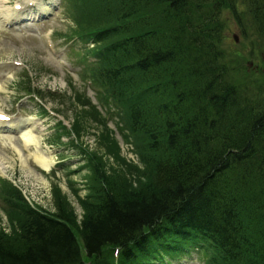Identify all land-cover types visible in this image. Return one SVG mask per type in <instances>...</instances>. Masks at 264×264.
I'll return each mask as SVG.
<instances>
[{"label":"trees","instance_id":"16d2710c","mask_svg":"<svg viewBox=\"0 0 264 264\" xmlns=\"http://www.w3.org/2000/svg\"><path fill=\"white\" fill-rule=\"evenodd\" d=\"M71 1L90 27L79 40L98 45L88 54L94 80L137 138L145 181L131 188L90 153L79 217L61 191L53 212L5 180L0 203L19 218L0 229V264H131L186 236L213 249L211 264H264V104L231 83L219 54L235 0H91L92 10ZM243 3L264 52V0ZM167 212L174 223L148 227Z\"/></svg>","mask_w":264,"mask_h":264},{"label":"rangeland","instance_id":"374dc122","mask_svg":"<svg viewBox=\"0 0 264 264\" xmlns=\"http://www.w3.org/2000/svg\"><path fill=\"white\" fill-rule=\"evenodd\" d=\"M17 1L19 0H0V9L5 3L15 4ZM86 1L88 9L92 10L91 0ZM242 1L235 0L234 11L237 12V18L230 10L222 13L224 25L219 54L229 67L231 83L242 89L243 94L253 102L256 97L264 104V64L261 62L262 53L258 50L261 44L249 19L250 14L246 8L241 10V6H245L244 3L241 4ZM88 26V22L77 20L75 11L70 12L63 6L58 15L46 25V31L41 34V38L0 27V65L7 67V73L1 76L7 78L0 79V112L15 113L20 111L19 106L25 112H17L14 115L16 118L25 117L32 112L31 116L39 121L40 129H36V135L40 142V151L53 163L50 170H44L30 156V152L36 151V147L30 146L29 150L18 135H4L0 138L8 139H5L7 146L0 142V158H5L3 165L0 164V174L18 185L29 201L53 212L55 191H61L79 217L83 210L72 190L78 189L82 195L87 190L88 177L92 174L91 164L87 159L90 153L105 162L106 171L126 175L131 188L140 187L145 181L141 178L142 164L136 156L133 141L124 128V119L119 115V110L108 100L104 91L93 85V67L86 69L87 64L81 62L84 56L82 48L72 47L73 41H65L66 37L90 28ZM55 35L57 40L51 37ZM235 36L238 37V43ZM253 51L256 52L254 55ZM254 65L258 66V71L253 69ZM24 69L28 72L34 88L41 89L46 96L40 102L50 111L49 115L44 116L39 110H35L34 103H26L27 99L17 103L16 82ZM42 117L44 122L47 119L51 122L43 125ZM52 118L64 121L68 128L81 133L78 142L84 154H80L79 148H73L70 138H64L63 145H52L50 138L56 133L52 129ZM9 138L14 139L16 148L9 143ZM16 149L22 150L26 162L21 160ZM18 218L19 215L10 214L0 207L1 230L10 233ZM242 223L244 227L250 225L247 218H243ZM246 234L251 245L255 237L251 230H246Z\"/></svg>","mask_w":264,"mask_h":264},{"label":"bare ground","instance_id":"6f19581e","mask_svg":"<svg viewBox=\"0 0 264 264\" xmlns=\"http://www.w3.org/2000/svg\"><path fill=\"white\" fill-rule=\"evenodd\" d=\"M17 12H18V10H14V7H8L7 8V12L3 11L2 14H0V18H2L4 21L8 22V21L11 20V15H13L14 13H17ZM259 52H261L262 55H263V56L261 55V57H262L261 62L264 64V52H263V48L262 47L259 48ZM254 53H256V52L253 51L252 52V55H254ZM253 69H255V71H258L259 70V68H258L257 65H254ZM34 126L31 127V128H29L23 134V140H24L25 146L29 150L31 149L30 146L36 147V151L30 152V155L33 156V158L35 159V161L38 163L39 166H41L45 170H49L50 167H51V163L52 162L48 159V157H46L40 151V142H39V139H38V137L33 132L34 131L33 130L34 129ZM14 142L15 141H14L13 138L9 140V143L16 148V145L14 144ZM16 150L18 151V153L20 155V158H22L21 160L24 161V158L22 156L23 155L22 150L21 149H16ZM4 159L3 158H0V164L2 163V165H3V162H5ZM24 162H26V161H24ZM26 168H28V167H26ZM206 198H207L206 200L209 202V210L207 209V211L205 213H207V215H208L207 219H210V221H211L213 219V217H214V213H213L214 202H213V199H212L211 195L208 192H206ZM173 209L175 211L176 207H174ZM170 214H171V212L164 213L162 216H160L159 218H157L154 222H151L148 227H151V229L152 228H156L160 224H165V223L169 222L171 219H173V220H171V222L174 223V220L175 219H174L173 215L172 214L170 215ZM163 216H165V217H163ZM171 222L168 223V224H171ZM175 224H178L179 226L181 225L179 221H176ZM139 238H140V234H138L137 236H135V239H137L136 242H139V240H140ZM141 261H142V264H147L146 261H144V258ZM137 262H138L137 259H134L133 261H130L131 264H137Z\"/></svg>","mask_w":264,"mask_h":264},{"label":"snow or ice","instance_id":"6c2138e0","mask_svg":"<svg viewBox=\"0 0 264 264\" xmlns=\"http://www.w3.org/2000/svg\"><path fill=\"white\" fill-rule=\"evenodd\" d=\"M0 120H7V117H0Z\"/></svg>","mask_w":264,"mask_h":264}]
</instances>
